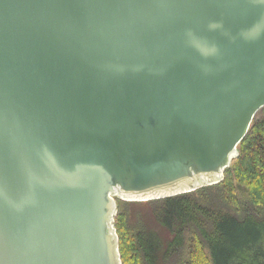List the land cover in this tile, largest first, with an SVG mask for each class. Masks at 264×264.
Returning a JSON list of instances; mask_svg holds the SVG:
<instances>
[{
    "label": "water",
    "instance_id": "water-1",
    "mask_svg": "<svg viewBox=\"0 0 264 264\" xmlns=\"http://www.w3.org/2000/svg\"><path fill=\"white\" fill-rule=\"evenodd\" d=\"M264 107V0H0V264H123L117 198L219 183Z\"/></svg>",
    "mask_w": 264,
    "mask_h": 264
},
{
    "label": "trees",
    "instance_id": "trees-1",
    "mask_svg": "<svg viewBox=\"0 0 264 264\" xmlns=\"http://www.w3.org/2000/svg\"><path fill=\"white\" fill-rule=\"evenodd\" d=\"M114 224L123 264H264V107L220 183L117 198Z\"/></svg>",
    "mask_w": 264,
    "mask_h": 264
},
{
    "label": "bare ground",
    "instance_id": "bare-ground-1",
    "mask_svg": "<svg viewBox=\"0 0 264 264\" xmlns=\"http://www.w3.org/2000/svg\"><path fill=\"white\" fill-rule=\"evenodd\" d=\"M237 151H238V149H237ZM237 156H238V154H237ZM237 156H236V157H237ZM236 157H235V158H236ZM235 158H234V159H235ZM223 179H224V175H223ZM223 179H222V180H223ZM222 180H221V181H222ZM221 181H220V182H221ZM220 182H219V183H220ZM216 184H217V183H216Z\"/></svg>",
    "mask_w": 264,
    "mask_h": 264
}]
</instances>
